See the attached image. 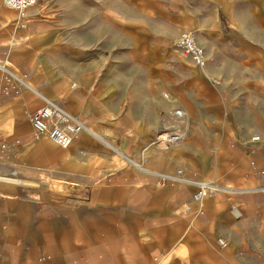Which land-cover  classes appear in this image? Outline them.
<instances>
[{
    "label": "crops",
    "instance_id": "0c3cea01",
    "mask_svg": "<svg viewBox=\"0 0 264 264\" xmlns=\"http://www.w3.org/2000/svg\"><path fill=\"white\" fill-rule=\"evenodd\" d=\"M189 4L50 0L44 22L37 7L28 11L26 29L16 14L12 27L0 6L4 65L29 69V85L92 132L68 149L34 140L29 115L42 100L29 90L0 99V140H20L14 165L74 186L64 195L0 192V264H264V176L251 175V163L264 171V11L256 0ZM180 31L194 34L208 61L200 69L175 57L168 90L181 97L185 148L207 163L202 178L223 187L200 204L191 201L193 187L111 170L110 153L91 131L117 142L125 126L116 115L126 101L141 104L131 129L145 133V57ZM70 78L76 91L67 90ZM196 78L221 93L211 85L201 96L192 89Z\"/></svg>",
    "mask_w": 264,
    "mask_h": 264
},
{
    "label": "rangeland",
    "instance_id": "374dc122",
    "mask_svg": "<svg viewBox=\"0 0 264 264\" xmlns=\"http://www.w3.org/2000/svg\"><path fill=\"white\" fill-rule=\"evenodd\" d=\"M189 1L190 4L188 7L190 9H195L199 8L200 4L204 3L206 0H195V2H193V0ZM215 1L220 5L221 0ZM256 2L258 5H260L262 11H264V0H256ZM46 5L37 6V9L40 13V16L37 17V19L41 20V22H44L46 20ZM0 6L5 14H8L7 19L11 21L10 24H12V27H15L14 22L16 13L8 8H4L2 6L1 0ZM168 12L169 15L176 14V9L173 7L168 8ZM218 12L221 16L220 9L218 10ZM26 28L27 25L23 29ZM182 32L185 31H180L178 35L176 34L174 37H171L169 35L167 37H164L162 41H159L158 44L149 51L148 56L145 57V133L137 129H131L132 124L134 123V121H137L138 115H140L138 111H141L142 109L141 104H135L131 106L129 102L127 103L126 101L124 102L122 112L116 115L117 126L118 124V127L125 126V128L123 129L125 131H123L119 135L120 139L117 142L110 141L107 138L106 131H91L97 134L98 140L106 147L107 151L110 153V156L112 157V163L110 167L111 170H116L119 168L131 170L132 166L130 165V162L127 160V158L132 159L130 157H134L135 162L141 163L143 168L152 172L171 174L174 173L175 170L181 168L184 171V176L186 179L204 183H214L216 186L223 189L218 180L214 179L212 176L207 177V179L202 178V176L208 170L207 163H205L204 159H200L199 153H190L188 149L185 148V145L187 143L186 137L189 132L187 130V121L182 117H175L173 115V111L176 110L177 107L182 108V106L178 103V101L181 100V97L176 96V91L172 92L168 90V86L170 87L172 84V74L176 73V61L173 59L175 57H179L182 59L190 60L188 57H183L173 48V42ZM0 59L6 61L1 55ZM12 68L15 69L18 67L12 65ZM55 68H61V66L58 65L55 66ZM17 71L21 75L27 77L29 81V69L23 68L22 71ZM146 78H148L149 80H146ZM73 81L75 80H72L71 78L69 80H66L67 90L69 92L76 91V89L73 90L70 88V84ZM211 85H215L216 87L218 86V84L214 82H206L203 79L196 78L195 85L192 87V89L198 91L201 96H207ZM22 90L27 91V89L25 88H22ZM217 91H220L221 93L220 87H217ZM164 95H167L171 100L167 99ZM127 109L132 111V113H123ZM112 119L115 118L112 117ZM166 131L179 132L182 135V139L180 142L172 146L161 149L158 145H156L155 137L159 132L161 133ZM195 131L196 132H194L193 134L194 137L196 136L198 137V139L203 138L202 132H199V127L195 128ZM109 132L111 133V131ZM143 159H145L144 162L141 161ZM160 168H164L165 171L160 170ZM7 178H10V180H8ZM0 179L11 182L7 183L0 181V185H6L3 188H0V192L10 191L12 193H15L18 191V193L20 192L26 195L34 196H36V193L40 191L50 194L58 192L61 195H64L67 193L65 191L66 188L71 189L74 187L73 184H62L56 180L48 178V176H45L44 174L37 175V173H31L28 170H24L18 166H15L12 162V159L9 163H6L5 166H0ZM18 180H24V182H19Z\"/></svg>",
    "mask_w": 264,
    "mask_h": 264
},
{
    "label": "built area",
    "instance_id": "2783aa9c",
    "mask_svg": "<svg viewBox=\"0 0 264 264\" xmlns=\"http://www.w3.org/2000/svg\"><path fill=\"white\" fill-rule=\"evenodd\" d=\"M2 5L16 13V23L21 29L28 24V11L38 5H46L49 0H1ZM173 48L183 57H188L192 64L197 68H204L208 59L205 57L204 51L200 48L194 39L192 32H182L173 42ZM3 60L0 59V99L15 96L25 88L36 94L43 102V105L34 110L29 115V122L32 128V138L39 140L43 137L52 141L61 149L69 148L73 141L83 131L90 132L85 124L75 116L69 114L57 104L45 99L29 84L27 77L21 75L16 69L2 65ZM75 85H72L74 87ZM175 117H182L180 109L173 111ZM91 133V132H90ZM182 139V135L176 131L159 132L155 137V143L159 148H167ZM252 140L259 141V137H253ZM20 145V140L15 139L8 144L4 139L0 140V166H5L13 158L14 148ZM132 169L141 174L154 179L157 186L163 185H189L194 188L191 194V201L200 204L205 198L213 196L222 188L214 183H204L199 181H191L185 178L184 171L180 168L174 173L165 174L152 172L143 168L141 163H134L128 159ZM250 174H246L248 177ZM251 175L264 176L263 170H257L255 165L251 163ZM220 248H225L226 243L222 239H217ZM44 258H41L43 260Z\"/></svg>",
    "mask_w": 264,
    "mask_h": 264
},
{
    "label": "bare ground",
    "instance_id": "6f19581e",
    "mask_svg": "<svg viewBox=\"0 0 264 264\" xmlns=\"http://www.w3.org/2000/svg\"><path fill=\"white\" fill-rule=\"evenodd\" d=\"M2 65H4V63H2ZM166 98H167V96L166 95H164ZM134 162V161H133ZM134 163H136V164H138L137 162H134ZM138 165H140V164H138Z\"/></svg>",
    "mask_w": 264,
    "mask_h": 264
}]
</instances>
